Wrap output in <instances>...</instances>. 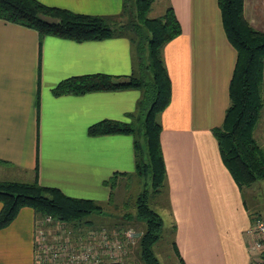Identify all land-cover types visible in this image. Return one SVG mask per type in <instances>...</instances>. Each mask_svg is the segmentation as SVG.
Wrapping results in <instances>:
<instances>
[{"label": "crops", "instance_id": "0c3cea01", "mask_svg": "<svg viewBox=\"0 0 264 264\" xmlns=\"http://www.w3.org/2000/svg\"><path fill=\"white\" fill-rule=\"evenodd\" d=\"M37 1L88 16L115 17L123 10V0ZM161 1L155 17L172 8L181 33L162 51L171 100L159 116L166 179L157 204L164 218L157 213L173 228L184 264H250L256 258L248 234L254 213L211 132L230 104L237 53L217 0ZM242 9L251 27L264 32V0H244ZM129 37L75 42L47 36L39 45L36 31L0 20V181L32 182L37 170L39 185L99 203L110 198L104 182L113 174L121 181L134 173V136L93 137L88 128L104 120L130 123L141 91L57 96L52 90L72 77L137 74ZM26 209L0 230V264H11L21 248L30 250L35 216L32 222Z\"/></svg>", "mask_w": 264, "mask_h": 264}, {"label": "trees", "instance_id": "16d2710c", "mask_svg": "<svg viewBox=\"0 0 264 264\" xmlns=\"http://www.w3.org/2000/svg\"><path fill=\"white\" fill-rule=\"evenodd\" d=\"M128 1H122L123 10L119 16L101 17L77 14L37 0H0V20L36 31L39 45L47 36L75 42L130 36L138 59L137 74L72 77L52 90L57 96L133 89L141 91L136 112L129 114L130 123L104 120L90 126L88 135L134 136V173L144 179L151 176V191L143 189L134 204L135 217L144 224L142 237L137 243L139 257L143 264H160L153 247L161 237L163 221L149 205V197L151 193L157 195L161 192L166 179L159 116L170 103L171 81L166 73L162 51L181 33V27L170 7L162 17L149 19L148 12L154 0H131L134 6L127 17ZM217 3L224 34L236 51L237 60L229 82L230 104L223 124L211 132L225 168L242 191L244 187L264 180V148L254 136L261 110L264 109L261 94L264 85V32L259 33L246 21L242 9L244 0H217ZM145 52L146 59L143 57ZM142 136L146 149L142 147ZM34 175L32 182L0 181V230L10 225L22 208H30L35 217L51 216L76 229L93 225L88 221L89 216L104 213V206L100 203L71 198L60 189L43 187L37 181V170ZM120 177L121 174L115 173L104 182L110 188L109 202L113 200ZM173 249L180 263L184 264L174 244Z\"/></svg>", "mask_w": 264, "mask_h": 264}, {"label": "rangeland", "instance_id": "374dc122", "mask_svg": "<svg viewBox=\"0 0 264 264\" xmlns=\"http://www.w3.org/2000/svg\"><path fill=\"white\" fill-rule=\"evenodd\" d=\"M154 4L152 5L150 11L148 12V17L149 19L153 18H158L156 16L157 8H159L161 0H154ZM134 3L131 2V0L128 1V6H127V13H125L127 17H129V13L133 10ZM164 13V12H163ZM147 48V46H145ZM144 59L147 58V53L145 52L143 54ZM151 73V71H150ZM149 73V75H151ZM148 76V75H147ZM151 77V76H150ZM150 79V78H147ZM264 81V80H262ZM262 100H264V85H262ZM264 106V105H262ZM254 136L257 140V142L261 145L262 148H264V109L261 110V114L259 117V120L257 122L256 129H254ZM141 143L142 147L146 149L145 147V141L143 139V136L141 137ZM146 158V155H145ZM144 158V159H145ZM23 180V179H21ZM151 176L148 175L145 179L140 177L138 174L133 173L129 177L119 181L117 184V189L115 190L113 200L112 202H99L101 206H104V213L101 214H94L89 216L88 221L91 222L93 225L87 226V228L92 227L95 229H100V228H105L107 230H117V232H123L126 229L132 228L135 232L142 234L144 231V224L137 220L138 218L135 217V201L137 198V195L140 194V192L144 189H147L151 191ZM244 193V199H245V204H247V207H249L250 211L254 213L253 219H264V180L258 181L250 185L249 187H244L243 188ZM161 200L160 195H152L150 194L149 197V205L151 208H153L156 212H158L162 218H164V213L163 207H158L159 205L157 204V201ZM26 214H29L32 218L33 222V217L35 216L32 213L31 209H26L24 211ZM49 218L54 226H57V224L61 223L60 221H56V219L52 218L51 216H38L35 217L36 222H41L42 220H46ZM164 225H163V230L161 231V237L157 243H155L153 250L155 253V256L157 257L158 261L160 264H181L177 255H175L174 249H173V242H174V231L173 228H171V225L168 223V221L165 219L164 220ZM24 222V221H21ZM25 226V225H24ZM22 225V228L24 227ZM68 227L74 236H79L81 233H84V231L88 230L87 228H81V229H76L73 226L66 225ZM84 227V226H83ZM34 230H35V225L33 226L32 230V238H31V246L34 248ZM22 235L24 236L25 230H20ZM140 237V239H141ZM139 239V240H140ZM136 242L133 244V246L130 248V255L128 258L125 259V262L127 264H143V262L140 260L139 257V249L138 245ZM27 252L26 250L19 249L20 251L16 253L10 263L11 264H20L23 261H29L31 264H34V256L32 260V255H34V249H33V254L32 250ZM27 252V253H26ZM33 262H32V261Z\"/></svg>", "mask_w": 264, "mask_h": 264}, {"label": "built area", "instance_id": "2783aa9c", "mask_svg": "<svg viewBox=\"0 0 264 264\" xmlns=\"http://www.w3.org/2000/svg\"><path fill=\"white\" fill-rule=\"evenodd\" d=\"M34 225V264H127L130 248L141 237L132 228L122 233L93 228L74 236L66 225L54 226L49 218ZM248 234L249 250L256 256L250 264H264V219H253Z\"/></svg>", "mask_w": 264, "mask_h": 264}]
</instances>
